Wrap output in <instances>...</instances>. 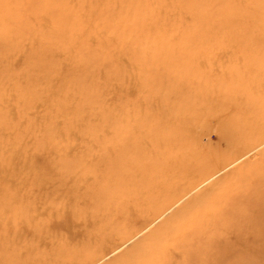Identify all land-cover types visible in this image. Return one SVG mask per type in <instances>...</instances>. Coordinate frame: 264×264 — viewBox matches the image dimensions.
Listing matches in <instances>:
<instances>
[{
  "label": "rangeland",
  "instance_id": "1",
  "mask_svg": "<svg viewBox=\"0 0 264 264\" xmlns=\"http://www.w3.org/2000/svg\"><path fill=\"white\" fill-rule=\"evenodd\" d=\"M44 1L0 0V141L63 187H25L40 237L0 218L5 264H264V0Z\"/></svg>",
  "mask_w": 264,
  "mask_h": 264
},
{
  "label": "bare ground",
  "instance_id": "2",
  "mask_svg": "<svg viewBox=\"0 0 264 264\" xmlns=\"http://www.w3.org/2000/svg\"><path fill=\"white\" fill-rule=\"evenodd\" d=\"M43 2H45L44 0H42ZM64 1H66V0H64ZM47 2V1H46ZM68 2V1H67ZM51 3V2H50ZM54 3V2H53ZM43 4V3H42ZM46 4H48V3H46ZM55 4V3H54ZM54 4H53V6H54ZM61 4V3H60ZM48 6H50V5H48ZM47 6V7H48ZM56 6V5H55ZM42 7H45V6H42ZM51 7H52V3H51ZM72 7V6H71ZM73 7H75V6H73ZM100 7V6H99ZM99 7H97L98 9H101V7L99 8ZM149 10L151 11V17L155 20V21H158V17L155 15V12H153L151 9H150V7H151V5L149 4ZM262 8V7H264V4L263 3H258V9L259 8ZM60 8H62L61 6H60ZM85 8V7H84ZM84 8H82L83 9V11H84ZM112 8V7H111ZM153 8H155V9H160L159 8V6L157 5V6H155V7H153ZM44 9H46V8H44ZM43 9V10H44ZM59 9V8H58ZM103 9V8H102ZM102 9H101V11H102ZM52 10V9H51ZM50 10V11H51ZM56 10V9H55ZM54 10V11H55ZM62 10V9H61ZM64 10H67V7H66V9H64ZM70 10V9H69ZM139 10V8H137V10H136V12ZM57 11V10H56ZM55 11V12H56ZM58 11H60V9L58 10ZM57 11V12H58ZM73 11V10H72ZM239 11V10H238ZM52 12V11H51ZM56 12V13H57ZM96 12H97V10H96ZM99 12H100V10H99ZM62 13H63V10H62ZM45 14V13H44ZM84 14V13H83ZM101 13H99V15H100ZM53 15H54V13H53ZM56 15V14H55ZM54 15V16H55ZM78 15V14H77ZM80 15H82V14H80ZM148 15V14H147ZM62 16H64V15H62ZM88 16V15H87ZM60 17V16H59ZM79 17V16H78ZM84 17H86V16H84ZM92 17V16H91ZM234 17V16H233ZM55 18H57V17H55ZM80 18V17H79ZM140 19V17L139 16H132L131 18L129 17V19L130 20H132V21H134V19ZM44 19V18H43ZM42 19V20H43ZM61 19V18H60ZM64 19V18H63ZM117 19V22L119 23V25L120 24H122V20L120 19V18H116ZM41 20V21H42ZM65 20V19H64ZM72 20V19H71ZM47 20L46 19H44V23L46 22ZM58 21V20H57ZM59 21H62V22H64L63 20H59ZM66 21V24H65V26H67V22H68V20H65ZM61 22V23H62ZM76 22V21H75ZM60 23V22H59ZM60 23V24H61ZM72 23V22H71ZM73 24V23H72ZM71 24V25H72ZM76 24V23H75ZM75 24H73L75 27H73V31H72V29H71V25H69L68 27H70V30L72 31V33L74 32L75 33V38H77V36H76V34L78 33V32H80L81 30H82V28H79V27H76V25ZM79 24V23H78ZM82 25V24H81ZM81 25H79V26H81ZM124 25V24H123ZM122 25V26H123ZM60 26H62V24L60 25ZM64 25H63V28L61 29L60 28V30H63L64 29V31L65 32H67V30L65 29L66 27H65ZM78 26V25H77ZM65 27V28H64ZM82 27V26H81ZM225 28V27H224ZM68 29V28H67ZM81 29V30H80ZM69 30V31H70ZM68 31V32H69ZM67 32V33H68ZM70 34H72L71 32H69ZM68 33V34H69ZM263 34V36H261L260 37V39L262 40V41H264V33H262ZM66 35V34H65ZM41 36V35H40ZM73 37H74V35H72ZM51 37V36H50ZM80 37V36H79ZM153 37V36H152ZM80 38H82V37H80ZM229 38V37H228ZM42 38L40 37V40H41ZM83 39V38H82ZM53 41H54V39H53ZM58 41V40H57ZM258 41V40H257ZM56 42V41H55ZM51 44H54V43H52L51 41L50 42H48V41H46V39H43V40H41L40 41V53L43 55V56H49L50 55V53H51V49L50 48H48ZM55 45H53V47H54ZM79 47H81V48H83V46H79ZM82 59V58H81ZM43 61H46V60H41V64L43 63ZM41 64H40V66H41ZM40 71H42V68L40 69ZM42 72H44L45 73V71H42ZM41 73V72H40ZM46 75L49 77V76H52V77H54V74H52V73H50V72H46ZM132 75H133V73H132ZM73 76L71 75V76H69V78H72ZM51 79V78H50ZM49 79V80H50ZM48 81V80H47ZM53 81V79L52 80H50V81H48V82H52ZM99 82V81H98ZM104 83L105 82H107V80L106 81H103ZM103 86H104V84H103ZM107 86H108V84H107ZM50 87H51V85H48V86H46V89H50ZM102 87V86H101ZM49 94H51V93H49ZM53 94V93H52ZM61 95H63V94H61ZM59 96V95H58ZM44 97V96H43ZM45 98V97H44ZM46 98H47V95H46ZM43 99V98H42ZM55 99H56V97H55ZM60 99H62V98H60ZM66 99V98H65ZM47 100V99H46ZM50 100H52V98H50ZM58 100V99H57ZM60 101H64V99H62V100H60ZM56 102V101H55ZM65 102H66V100H65ZM43 103H46V102H43ZM51 104V103H50ZM60 104V103H59ZM44 105H47V104H43V106ZM55 105H57V104H55ZM63 105V104H62ZM60 106V105H59ZM46 107V106H45ZM49 107V106H48ZM61 107V106H60ZM59 107V108H60ZM57 108V107H56ZM62 108V107H61ZM60 108V109H61ZM47 109V108H46ZM62 109H64V107L62 108ZM65 109H67V108H65ZM49 110L51 111L52 109L51 108H49ZM70 110H71V108L69 109V111L68 112H66V113H69L70 112ZM57 111H59V110H57ZM56 111V112H57ZM51 112H53V113H55V111H51ZM64 113V112H63ZM65 113V114H66ZM56 114V113H55ZM61 114H62V111H61ZM54 115V114H53ZM8 116V115H7ZM67 116V115H66ZM57 117V116H56ZM58 117H60V116H58ZM57 117V118H58ZM63 117V116H62ZM1 118V117H0ZM63 118H65V117H63ZM70 118H71V116H70ZM67 120H69V118L67 119ZM63 121H65V120H63ZM69 121H67V123H68ZM71 122V121H70ZM43 123V122H42ZM62 123V122H61ZM56 124H57V122H56ZM58 124H59V122H58ZM57 124V126H55L54 124H52V125H48V126H50V127H45L44 128V130H45V135H48V136H51V134L53 133V129L54 128H57V127H61L62 125H58ZM69 124V123H68ZM84 124V123H83ZM4 125V124H3ZM6 125V124H5ZM54 125V126H53ZM71 125V124H70ZM1 127V126H0ZM4 127V126H3ZM64 127H66L65 126V124H64ZM67 127H68V125H67ZM39 128V127H38ZM69 128V127H68ZM168 128L169 127H166V126H162V129H164L165 131H166V134L163 136V137H160L159 135H156V137H153V138H151L150 140H183V136L181 135V134H177V133H175V134H172V133H174L173 131H170V133H169V131H168ZM65 129V128H64ZM187 131H190L189 129H186ZM186 130H181L182 132H187ZM62 131V130H61ZM60 131V132H61ZM63 132V131H62ZM73 133V132H72ZM68 135V133L66 134V136ZM175 135H177V136H175ZM64 136V135H63ZM43 137H45V136H43ZM65 137V136H64ZM71 137V136H70ZM45 139H46V137H45ZM60 139V138H59ZM1 142H3V141H0V143ZM75 143H77V142H75ZM75 143H73V144H75ZM2 144V143H1ZM23 142L22 141H17V142H11V143H5V142H3V144L2 145H5V146H2L1 148H0V151H1V153H0V170L3 172V178L4 179H13V181L15 180V179H17V180H20V182L19 181H17V183H20L19 185H16V189H15V191H14V193H13V191H11V189H13V188H6V186H3V184L2 183H0V218H2V216L4 215V213H7V219H9V220H12L14 223H18V222H21L22 223V226H17V225H15V224H13L14 226L13 227H15V228H17V229H21V230H23L22 228H23V223H26L27 224V228L28 229H31V231L37 236V237H40V229H39V227H38V224H35L34 226H31L30 225V223L33 221L31 218H28L26 215H27V208H29L30 207V204H36L37 203V201H38V199L37 198H35V197H33V195L31 194V193H28L27 194V190L25 191V187L26 186H30V188L31 189H38V190H40V188H43V187H45L46 189H50L51 187H53V186H57V187H59V188H61V187H63L62 185H61V181H58L57 179L55 180V179H53V176H51V175H48L49 173H47V172H42L43 174H40V171H38L37 169H34V168H30V167H27V166H25L24 165V163L22 162V161H25L26 159H28L27 157V154L29 153V150H27L26 149V146H25V149H24V146H23ZM36 144V147H33V150H35V151H37V152H35V153H38V151H40V142H36L35 143ZM25 145V144H24ZM127 145V144H126ZM33 146H35V145H33ZM68 146V145H67ZM113 147H111L110 149H112ZM5 149H7V155H4V150ZM72 149H73V146L71 147V145H70V148L69 147H67V151H66V153H68V152H70V151H72ZM111 151V153H115V154H117L118 152H119V148L117 147V148H115V149H112V150H110ZM65 153V154H66ZM66 156H67V154H66ZM4 157V158H3ZM6 158H9V159H6ZM22 158H25V160H22ZM112 161V159L110 160V162ZM15 162V164H16V167H18L17 168V171L15 170V169H10V165L12 164V163H14ZM102 161H99V162H97L98 164V166H105V162L103 161L102 163H101ZM110 162H108L107 163V165H106V168L108 169V170H110L111 168H112V165H110ZM184 162V161H183ZM9 164V165H8ZM83 165H84V163H83ZM108 165L111 167V168H109L108 167ZM97 166V167H98ZM180 166H182V164H180ZM64 168H66V167H64ZM172 168H176L174 165L172 166ZM24 169H25V171H24ZM0 171V172H1ZM0 176H1V174H0ZM24 187V188H23ZM29 197V198H28ZM31 197H33V200L31 201V202H29V199L31 198ZM26 199H27V201H26ZM45 200H46V197L44 198ZM40 203H44V200H43V198H40ZM19 206V207H18ZM18 207V211H14L13 212V210H15V208H17ZM92 236H95V234L94 233H91V234H87V241H88V243H93V238H92ZM33 253H34V250H33ZM33 253H31L30 254V256H29V258H28V260H29V263H32V264H40V261L39 260H37L36 258H35V256H33ZM76 253H81V251H76V250H71V254H66L65 256H64V258L65 259H72V257L74 256V254H76ZM56 254H58L59 255V251L56 253ZM83 255V254H82ZM34 260H35V262H34ZM0 264H5V262L2 260V257H1V253H0ZM46 264H50L49 262H47Z\"/></svg>",
  "mask_w": 264,
  "mask_h": 264
}]
</instances>
